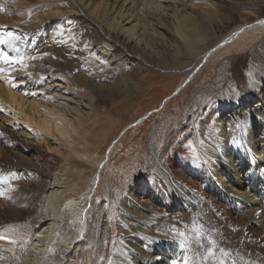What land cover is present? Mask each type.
I'll use <instances>...</instances> for the list:
<instances>
[{
	"label": "bare ground",
	"instance_id": "obj_1",
	"mask_svg": "<svg viewBox=\"0 0 264 264\" xmlns=\"http://www.w3.org/2000/svg\"><path fill=\"white\" fill-rule=\"evenodd\" d=\"M60 1L74 12L78 31H92L90 45L109 65L125 69L127 65L148 64L140 53L144 52L164 62L166 66L161 70L180 75L172 92L162 99L157 109L179 95L182 97L186 88L203 89L204 93L193 99L198 107L185 125L188 129L200 112L210 111L204 101L211 62L232 45L237 50H245L256 39L260 50L252 59L256 66L248 71L247 77L252 88L240 90L232 77L223 76V91L218 93V98L222 96L218 104L221 113L216 124L218 134L200 143L199 163L185 161L196 166V175L205 180L206 188L202 191L215 195L216 204L206 200L208 194L200 192L196 182L185 181L154 159L149 161L148 169L155 173L154 180L160 188L144 198L142 195L149 189L137 187L129 177L121 175L120 170L123 172L124 168L109 169L118 139L127 127L140 124L152 110L129 121L105 148L97 145L98 148L89 149L92 135L89 136L90 130L86 127L91 123L87 122L86 108L89 109L91 101L85 103L81 97L77 98L78 88L71 84L70 75L21 63L18 66L13 60L5 62L6 52H1V47L8 42L5 49L12 55L9 59L22 50L30 54L50 37L49 18L60 15L58 10L64 6L49 0H0V10L7 5L5 12H9L12 4L18 9L37 3L39 9L50 10L46 17L35 16L30 27L0 31V67L5 71L0 75V93L10 97L11 107L18 105L13 108L23 123L42 133V137L25 138L24 142L40 145L41 151L59 158L54 170L38 171L21 154L20 163L24 168L20 187L8 194L3 191L5 175L0 174V237H3L0 264H172L173 260L185 264V257L187 264H264V17L237 24L215 43L206 44L210 40L205 33L209 28L202 15L210 18L207 15L210 8L205 10L200 5L193 8L191 0ZM69 20H59L52 30ZM251 30L257 32V38L252 33L248 38L246 32ZM164 31L173 35L168 36ZM12 33L15 37L8 41ZM183 55L196 60L191 68L179 69L178 59ZM52 63L57 70L66 68L59 62ZM225 64L218 63V75L226 70ZM259 64L263 68H258ZM79 75L83 84L87 82L83 74ZM13 85L40 94L45 99L41 103L44 107H39L44 110L43 114H26L24 109L28 103L24 104L12 93ZM130 89L134 91L135 87ZM228 104L230 113L234 114L230 120L224 116ZM204 125L203 122L202 126L207 127ZM43 137L53 143L42 141ZM56 141L61 146L59 149L54 146ZM168 142L165 139L162 144ZM30 150L27 148L25 152ZM77 165L83 168L78 175ZM250 170L256 174L253 182L248 177ZM154 200L157 205L169 207L165 216L156 213L158 206ZM219 207H227L228 214Z\"/></svg>",
	"mask_w": 264,
	"mask_h": 264
},
{
	"label": "rangeland",
	"instance_id": "obj_2",
	"mask_svg": "<svg viewBox=\"0 0 264 264\" xmlns=\"http://www.w3.org/2000/svg\"><path fill=\"white\" fill-rule=\"evenodd\" d=\"M49 1H53L54 4H57L58 6H64L60 0ZM44 2H48V0H44ZM190 3L192 4V7L194 5H200L205 10H209L210 8V12L207 13L210 18L199 13L207 19L204 21V24L208 26L209 31L205 33L210 40L205 41L204 43L206 44L208 42H210V44L215 43L219 37H222L237 24L252 23L259 18L264 17V0H191ZM5 6L7 5H3L0 10V13H3V17L0 14V31H18L24 27H30L35 16L40 15L39 17H46V14L50 12L48 8L39 9L37 3L30 7H18V9L12 4L9 6V12L3 11ZM11 8H13V10H11ZM70 9L71 8L66 9L65 6L64 8H59L58 11H60V15L49 18L52 22L47 30L48 33L51 32L49 34L50 37L37 46L30 53L31 56L28 51L22 50L8 61H21V58H23L21 62L15 63H17L18 66H20L21 63L25 66L28 65L31 68H38L39 70L50 69L70 75L72 78L71 84H73L76 89L78 88V93H76L77 98L79 99L81 97L84 99L85 103L91 101L89 109L86 108L87 111H89V119L87 122L91 123L90 125L86 124V127L89 128V136L92 135L94 142L91 139L89 149H94L97 145L100 146V148H105L107 143L113 139L129 121H133L137 117L143 115L146 111L152 110L151 114L140 124H132L134 126L131 125V127H127L124 134L118 139V145L111 159L112 162L109 171L117 168H124L123 172L120 170V174H125L130 180H133L135 185L137 184V187L144 186L149 189L148 192L145 193L146 195H142L144 198L145 196L146 198H149L157 191V189L159 191L160 188L156 184V180H154L155 173L153 171L149 172V161L152 159L156 161L159 160L177 176H182L185 181L196 182L195 184L198 186L197 189L202 191L203 188H206L205 180L202 176L199 177L196 175L198 172L196 166L194 167L193 165L187 164L185 161L186 159H189L192 162L199 163L201 160L199 153L200 143L203 140L210 139L212 136L218 134V127L216 124L218 123V119L221 118L218 104L222 98V96H220L221 98H218V93H222L223 91V76L227 74L228 77H232L239 85L240 90L247 91L248 87L252 88L247 77L248 71H251V68H255L256 66L252 59L260 50L259 41H256V39L253 40L250 44L251 46L245 50H237L234 45H232L211 62L212 71L210 75L207 76L209 83L205 86L207 93H205L206 99L204 101L207 111H210L207 114L204 113V111L200 112L194 119H192V127L188 129L185 125L189 122V117H192L193 114L197 112L196 110L198 107L193 99L197 98L196 95L199 93H204L203 89H192V91H190L186 88L185 91L183 90L186 94L182 97L179 95L165 104L163 108L157 109L162 99L172 92L173 86L178 82L180 75L174 74L171 71L161 70L160 68H165L166 66L164 62H158L157 59H154V57L144 52L140 53L144 59L149 61L148 64L141 63L127 65L125 69L115 68V66H111L112 64L109 65V61H105L99 53L92 49L93 47L90 45L91 37L93 36L92 31H90V29L86 30L87 32H85V30H77L76 25L78 21L74 19V12ZM67 17L70 18L69 21H64V24H59L56 27L57 29L53 28L54 31L52 30L55 23L61 19L68 20L69 18L67 19ZM1 25H6L7 27L3 28ZM135 31L136 30L133 32ZM169 31L170 33L172 32L171 29H169ZM252 32L253 30L246 32L248 38ZM165 33H168V36L173 35H170L169 32ZM13 34L14 33L7 37L8 41L15 37ZM252 34L257 38V32ZM139 39L141 38L139 37ZM7 45L8 42L1 47V52H6L5 54L12 57V55L5 49ZM211 46L212 45H210L207 50ZM205 48L206 47H204V49ZM169 55L172 56L173 53H170ZM222 61L226 63V70L219 74V76L217 74L218 63L220 64ZM5 62L3 63V66ZM45 62L48 66H45L47 65ZM52 62H59L66 68L57 70L58 68ZM195 62L196 60L193 61L188 56L183 55L178 59L179 69H186L187 67L191 68ZM7 64L9 65L10 63ZM170 64L171 62H167V65L171 66ZM259 67L263 68L261 64L258 65V68ZM203 69L204 67L202 70ZM2 73H5V71L1 66L0 75ZM78 74H83L87 79V82H91V84H87V82H84L83 84V81L80 80V75L78 76ZM16 81L17 80L14 79V82ZM109 86H111L110 89ZM131 87H135V90L132 91L130 89ZM12 88V93L15 94L19 100H22L26 105L28 103L27 106L25 105L26 109H24L26 114L30 115L33 113V116L43 114L44 110L41 108L44 106H41V103L42 101L44 102L45 99L42 98L40 94L30 93V91H27V89L20 85H13ZM123 89H126V91ZM187 94L188 96H186ZM0 98V102L4 101V103H0L3 104V107L2 105L0 106V160L4 161L6 159L5 162H0L3 163L0 164V174L5 175L3 191H5V194H8L20 187V174L22 168H24L23 164L20 163L21 154L25 155V158L30 161L38 171L41 169H50V171L54 170L58 165L59 158L55 154L41 151L43 148L40 145L31 146L32 144L24 142L25 138L32 140L33 136L42 137L41 131L39 132L35 130V132L32 127L23 123L25 121H23L22 117H17L19 114L17 115V111L15 113L13 107L16 106L18 108V105L13 104L11 107V105H9L10 97H7L6 93H0ZM36 103L38 106H36ZM229 105L230 104L224 108V116L226 114V116H229L230 120L231 118H234V114L230 113ZM33 106L34 108L36 107L34 110ZM39 107L41 108L39 109ZM38 109L39 111H35ZM204 116H206V118ZM69 117H72V115ZM91 119H94L95 123H93ZM203 122L205 125L207 124V127L202 126ZM32 131H34V134ZM38 132L40 134H37ZM165 139H168L169 142L162 144ZM42 141L48 144L53 143L52 140L47 137H43ZM103 142L105 143L102 144ZM94 143H96V145H94ZM56 144H54V146L59 149L61 146ZM98 146L96 148H98ZM27 148H31L29 153L25 152ZM161 152L164 154L161 159H159ZM153 154H155L156 157H154ZM100 155L101 153H99L97 159ZM1 157H4V159ZM119 163H121V166L118 167ZM82 169L83 168L77 165L76 174L78 175ZM31 172L30 177L33 176L34 170ZM83 172H86V170H83ZM245 182L247 181L245 180ZM203 193L208 194L206 200L216 204L214 201L215 195H211L205 190ZM139 197H141V194H139ZM154 203L157 205V201L154 200ZM157 206L158 211H156V213L165 216V212H167L169 207L159 204ZM219 208L225 214H228L229 209L227 207Z\"/></svg>",
	"mask_w": 264,
	"mask_h": 264
},
{
	"label": "snow or ice",
	"instance_id": "obj_3",
	"mask_svg": "<svg viewBox=\"0 0 264 264\" xmlns=\"http://www.w3.org/2000/svg\"><path fill=\"white\" fill-rule=\"evenodd\" d=\"M3 59H4L5 61H8V60H9L8 55L5 54V55L3 56ZM22 59H23V58H21V61H22ZM21 61H14V62H21ZM262 171H264V170H262ZM0 239H3V237H0ZM109 264H111V262H109ZM172 264H177V261H176V260H173V261H172ZM185 264H187V257H185Z\"/></svg>",
	"mask_w": 264,
	"mask_h": 264
}]
</instances>
